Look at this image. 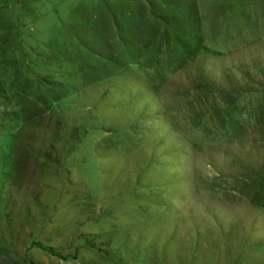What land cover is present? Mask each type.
<instances>
[{
    "label": "rangeland",
    "instance_id": "obj_1",
    "mask_svg": "<svg viewBox=\"0 0 264 264\" xmlns=\"http://www.w3.org/2000/svg\"><path fill=\"white\" fill-rule=\"evenodd\" d=\"M0 264H264V0H0Z\"/></svg>",
    "mask_w": 264,
    "mask_h": 264
},
{
    "label": "trees",
    "instance_id": "obj_2",
    "mask_svg": "<svg viewBox=\"0 0 264 264\" xmlns=\"http://www.w3.org/2000/svg\"><path fill=\"white\" fill-rule=\"evenodd\" d=\"M109 124H110V127H107V128L112 129L114 133H118V132H120V131L123 132V131H125V130L128 128V126H129V125H125V126L121 127V128H120L121 130H120V129H114V124H112V123H110V122H109ZM101 129L103 130V128H101ZM115 131H116V132H115ZM150 187H151V186H150Z\"/></svg>",
    "mask_w": 264,
    "mask_h": 264
}]
</instances>
